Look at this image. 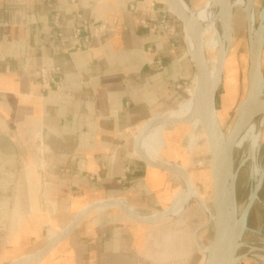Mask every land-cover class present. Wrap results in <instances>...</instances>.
Listing matches in <instances>:
<instances>
[{
	"label": "crops",
	"instance_id": "crops-1",
	"mask_svg": "<svg viewBox=\"0 0 264 264\" xmlns=\"http://www.w3.org/2000/svg\"><path fill=\"white\" fill-rule=\"evenodd\" d=\"M184 1L197 10L207 0ZM160 16V0H0V264L43 252L93 203L142 216L171 206L176 174L134 152L138 133L178 106L196 77L180 30L140 24ZM102 22L116 30L76 50L72 29ZM49 67L60 87L38 84ZM262 71L263 98L264 58ZM184 137H168L162 160L190 161ZM104 208L82 218L88 210L37 264H166L185 250L186 239L175 246L188 226L181 217L155 229Z\"/></svg>",
	"mask_w": 264,
	"mask_h": 264
},
{
	"label": "bare ground",
	"instance_id": "bare-ground-1",
	"mask_svg": "<svg viewBox=\"0 0 264 264\" xmlns=\"http://www.w3.org/2000/svg\"><path fill=\"white\" fill-rule=\"evenodd\" d=\"M173 1L177 9L185 16V18L196 24L201 30V33L206 34V38L203 37V46L205 53H208L210 57L209 60H207V66L208 77L211 83H213L216 79L220 56L224 52L225 47L231 38V21L233 12L240 9L244 13L247 22L249 46V48H247V76L249 84L256 85L259 89L260 77L263 72L264 28L261 36L257 37L255 35V0H209L203 7L196 11L188 8L182 0ZM210 22H212V26L202 32L203 27ZM185 42L188 52L193 54L196 42L195 37L189 31L185 32ZM225 62L223 64L222 75ZM260 99L264 100L257 95V99L252 100L255 106L242 115L241 126L234 137L229 153L219 171V182L223 204L235 221H237L238 217V210L235 203V179L238 169L247 164L250 165L249 173L251 178L249 182L251 183V189L247 195L245 201L246 204L250 200L254 189L257 186L258 177L260 176L257 155L264 136V109L260 108L258 105L260 104ZM239 107L236 108V112ZM216 121L220 131L221 142H223L230 130L226 132V135L223 134L217 112ZM192 122L195 123V126H198L202 132L203 118L198 96L196 77L191 83L189 89L186 90L184 100L174 109L151 122L149 126L139 132L138 137L136 136L135 138L134 143L136 151L134 150V152L137 156L144 159L145 162L151 166L160 169L173 170L177 178H179L183 184L181 194L178 197V193L176 194L173 199L174 202L172 201L173 204L171 203V206L166 211L157 215L149 216L150 218L148 216L134 214L130 210L124 208L127 213H131L141 221L146 220L149 226H154L153 228L168 226L175 223L184 213H182V211L189 204L190 207L197 205L199 206V209L204 207L203 202L200 201L201 199L198 195L197 189L191 185L189 176L184 173L183 168L174 167L169 163H166L158 156L162 148L165 146V134L167 133V128L172 125H183L184 123L190 124ZM204 136L205 135L203 134V137ZM104 211H106L104 207L95 208L87 212L82 218L89 213L96 215L101 214ZM206 216L207 221L205 226L213 224V213L211 211H207ZM57 237L51 236V241L46 247L47 249L55 242ZM211 245L212 242L208 247H199L201 252V264H213ZM243 248L244 246H241L240 243H238V247L235 252V257H237V259L258 258L264 262V248L248 246L246 247L247 251L245 253H241L240 251ZM42 254L43 252L38 253L32 258L30 257L29 259L27 258L23 261L20 260L13 264H37L42 257ZM223 258L225 259V254H223Z\"/></svg>",
	"mask_w": 264,
	"mask_h": 264
},
{
	"label": "rangeland",
	"instance_id": "rangeland-1",
	"mask_svg": "<svg viewBox=\"0 0 264 264\" xmlns=\"http://www.w3.org/2000/svg\"><path fill=\"white\" fill-rule=\"evenodd\" d=\"M182 1L184 4H188V1ZM205 3H203L199 9L203 7ZM255 3V24H257L258 19L264 16V0H255ZM210 26H212V22L206 24L202 32ZM202 37L206 38V34L202 33ZM231 39L232 45L230 53L226 58L222 80L215 96V109L224 135L231 129L237 113L236 108L247 98L250 86L247 76V48H249L247 22L244 13L240 9L233 12ZM205 54L206 59L209 60V54ZM253 86L256 87V85ZM189 87L187 89H189ZM260 93L259 91V96ZM166 131L165 146L158 156L161 157L166 147L168 137L172 135L178 136L181 132L185 133L186 137L183 139V145L187 156L190 157V161L186 156L187 158L184 161H179L180 163H177V166L174 167L182 168V166L185 167L187 163L188 167L183 168V171L189 176L191 185L197 189L201 199L200 201L203 202L204 206L202 209H199V206L194 205L192 206L193 210L181 216V222H179L182 224L185 223L184 226H188L184 228L182 232L176 230L175 246L179 247L183 239H186V248L183 252L177 251L175 259L168 258L166 264H201V252L199 247H208L213 235V224L205 226L207 211L212 212L209 158L207 154L206 138L205 136L203 137V132H201L200 128L195 126L193 122L190 124L184 123L176 127L171 126L168 127ZM257 162L260 168V176L257 182V197L244 218H242V215L247 206L245 201L251 189V183L249 182L251 178L249 173L250 165L247 164L239 168L236 173L235 203L238 210L237 224L239 229V243L241 246H244L240 251L241 253H245L247 251L246 247L248 246L264 248V152L261 146L258 151ZM177 179L179 181L176 186V194L179 191L178 197L181 194L183 184L179 178ZM165 227L155 229H164ZM187 243L190 244L187 245ZM236 264H264V262L258 258H239Z\"/></svg>",
	"mask_w": 264,
	"mask_h": 264
},
{
	"label": "water",
	"instance_id": "water-1",
	"mask_svg": "<svg viewBox=\"0 0 264 264\" xmlns=\"http://www.w3.org/2000/svg\"><path fill=\"white\" fill-rule=\"evenodd\" d=\"M160 7L161 13L168 21V23L175 29L181 31L184 42L186 31H189L195 37V51L193 54L189 53V55L191 57L196 73L198 96L203 118L202 132L206 138L207 150L209 154V171L211 177V209L214 217L213 240L211 245L213 254L212 263L236 264L237 257H235V252L239 243V229L237 221H235V219L231 217L229 211L223 204L219 182V171L221 165L223 164L229 153L234 137L239 127L241 126L242 115H244L247 111L251 110L255 106L252 100L257 99V95L259 97V89L249 84L250 86L247 98L240 105L232 123L230 132L225 138V141L221 142L220 131L216 121L215 96L221 82L223 64L230 53L231 38L228 41L224 52L220 56L216 79L213 81V83H211L208 77V66L203 46V37L199 27L185 18V16L177 9L173 0H160ZM263 28L264 18L260 17L255 28V35L257 37L261 36ZM262 99H264V97ZM258 105L260 108L264 109V100L260 99V104ZM256 195L257 186L255 187L254 192L247 203L242 218H244L251 209L254 201L256 200ZM100 207H109L112 209H116L118 211H121L124 217L128 220L135 223L148 225L146 220L141 221L131 213H127V211H125L121 206L117 205V203H115L114 201H101L93 203L87 208L83 209L74 217L72 223L63 231L60 237L54 243H52L48 249H45L43 251L42 256L47 254L55 244L66 238L75 223L88 210ZM189 208L190 204L182 211V213L187 211ZM223 254H225V259L223 258Z\"/></svg>",
	"mask_w": 264,
	"mask_h": 264
},
{
	"label": "built area",
	"instance_id": "built-area-1",
	"mask_svg": "<svg viewBox=\"0 0 264 264\" xmlns=\"http://www.w3.org/2000/svg\"><path fill=\"white\" fill-rule=\"evenodd\" d=\"M150 9L154 8V4L149 6ZM131 9H133L131 7ZM140 24L144 29H161L164 33L172 35L175 33V29L171 26L165 17L162 15L158 19L151 18L148 23L140 21ZM116 30V24L114 22L106 23L102 22L93 27L88 25H81L74 27L71 31L73 41L76 43V50H83L87 48L92 41L98 40L102 35H108ZM59 69L57 67H49L39 69L36 73V80L39 85H54L60 87V82L56 79Z\"/></svg>",
	"mask_w": 264,
	"mask_h": 264
}]
</instances>
